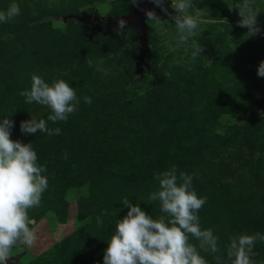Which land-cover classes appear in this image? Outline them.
<instances>
[{
	"label": "rangeland",
	"instance_id": "1",
	"mask_svg": "<svg viewBox=\"0 0 264 264\" xmlns=\"http://www.w3.org/2000/svg\"><path fill=\"white\" fill-rule=\"evenodd\" d=\"M194 2L199 10L190 12L202 31L188 45L177 42L172 0H163L167 13L156 5L162 22L145 20L148 51L136 68L133 30L91 34L104 18L130 11L131 0H0V11L20 8L0 23V120L14 122L11 139L31 143L48 179L40 207L29 210L36 242L13 248L11 264H104L107 241L128 211L121 200L153 218L164 215L148 198L158 188L154 176L173 166L206 197L200 226L213 230L221 249L198 248L208 264L215 255L226 259L230 236L264 234V77L257 75L264 0H252L261 10L255 36L229 8L243 0ZM195 45L203 50L193 60ZM32 74L63 79L76 91L78 111L66 122L48 121L59 135L20 130L21 121L50 114L19 94L30 89ZM253 253L264 264V242Z\"/></svg>",
	"mask_w": 264,
	"mask_h": 264
},
{
	"label": "clouds",
	"instance_id": "2",
	"mask_svg": "<svg viewBox=\"0 0 264 264\" xmlns=\"http://www.w3.org/2000/svg\"><path fill=\"white\" fill-rule=\"evenodd\" d=\"M131 2L135 5L137 0ZM152 2L168 12L163 0ZM171 6L176 12L173 19L178 33L177 42L188 45L202 31L195 13L190 12L199 9L194 0H172ZM229 8L238 9L241 19L237 23L248 29V36L260 32L257 15L261 10L253 9L252 0H243L241 4ZM18 15L19 5L12 3L7 10L0 11V23H7ZM146 15L148 21L162 22L151 10H147ZM124 28L125 21L120 20L117 31L122 32ZM202 50V46L195 45L192 59ZM257 75L264 77V61L259 64ZM19 94L26 103L35 102L50 110L47 121L34 117L21 121L20 130L25 135L35 134L38 130L49 136L59 135L61 129L48 127V121L53 124L66 122L71 114L78 111L80 103L76 91L68 82L56 79L48 83L37 74H32L30 89ZM84 102L91 104L92 99L86 96ZM13 126L14 122L7 115L0 120V264H7L8 258L13 255V248L20 244L31 246L36 242V233L30 227L29 210L40 207L48 187V179L43 174L46 167L38 163L31 143L11 139ZM154 179L158 188L150 194L148 203L158 201L164 215L153 218L139 204L123 198L122 206H126L128 211L118 219L107 241L104 264H208L198 248L213 254L220 253L221 249L213 230L200 226L198 213L205 205L206 197L198 196L192 187L193 177L185 172L178 175L175 166L156 174ZM97 223H103L99 217ZM190 237L198 242V246L190 242ZM229 241L226 259L215 255L216 264H255L253 248L257 241L264 242V234H239L230 236Z\"/></svg>",
	"mask_w": 264,
	"mask_h": 264
},
{
	"label": "water",
	"instance_id": "3",
	"mask_svg": "<svg viewBox=\"0 0 264 264\" xmlns=\"http://www.w3.org/2000/svg\"><path fill=\"white\" fill-rule=\"evenodd\" d=\"M151 10L161 19L162 13L160 9L152 2V0L138 1L130 11L118 15L108 16L104 18L99 25H94L91 28V34L100 32L101 34H110L112 32H118L119 21H125V28H129L134 31L138 38V52L136 55L137 61L135 63L136 68H139L144 63V54L148 51L146 26L145 20L147 19L146 11ZM76 18L82 22H89V18L83 15H77ZM124 28V29H125ZM16 257L8 258L7 264H11Z\"/></svg>",
	"mask_w": 264,
	"mask_h": 264
},
{
	"label": "trees",
	"instance_id": "4",
	"mask_svg": "<svg viewBox=\"0 0 264 264\" xmlns=\"http://www.w3.org/2000/svg\"><path fill=\"white\" fill-rule=\"evenodd\" d=\"M124 14V13H123ZM112 33H114V32H112ZM104 35H107V34H104ZM88 37H90V35L88 36ZM147 37V36H146Z\"/></svg>",
	"mask_w": 264,
	"mask_h": 264
}]
</instances>
